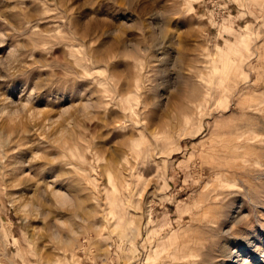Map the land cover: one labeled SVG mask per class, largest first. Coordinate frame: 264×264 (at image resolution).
Returning <instances> with one entry per match:
<instances>
[{
    "label": "rangeland",
    "instance_id": "374dc122",
    "mask_svg": "<svg viewBox=\"0 0 264 264\" xmlns=\"http://www.w3.org/2000/svg\"><path fill=\"white\" fill-rule=\"evenodd\" d=\"M260 15L232 0H0L2 254L264 264V127L242 123Z\"/></svg>",
    "mask_w": 264,
    "mask_h": 264
},
{
    "label": "clouds",
    "instance_id": "9594fccd",
    "mask_svg": "<svg viewBox=\"0 0 264 264\" xmlns=\"http://www.w3.org/2000/svg\"><path fill=\"white\" fill-rule=\"evenodd\" d=\"M142 3L146 2H155V0H140ZM233 3L240 4L241 7L250 8L253 4L258 3L261 8H264V0H245L244 3H241V0H232ZM166 3V0H159L160 7L163 8ZM252 15L251 12H246L242 14L241 16L237 17V19H245L246 16ZM261 21H264V15H260L259 19L257 20V24H259V27L256 29L258 32L260 29H264V23ZM255 27V25H253ZM163 47V45H161ZM259 49H264V43H261L259 45ZM259 49L257 51H259ZM257 61H264V56H257ZM183 71V70H182ZM253 71H257L256 69H253ZM163 75L167 76V73H163ZM258 79H252L249 78V81H242L244 84V92H251L254 96L258 98L257 100V107H250L247 109V112H251V116H247V112L244 114L246 117V120H242V123L247 126V121L255 120L257 121L262 127H264V103H260V100H264V71H260ZM172 84L176 87L182 86L185 81L182 76L177 75V77L172 78L171 80ZM204 91H208L205 89ZM233 111L228 112V116L236 115L235 109L239 107L238 104H233ZM147 111V109L145 110ZM227 109H224L221 111L217 119H227V117L224 116V113L227 112ZM149 115H152V113H149ZM146 130V129H145ZM259 145L261 146V150L264 151V136H261L259 141ZM148 147H151V145H148ZM259 167V164L255 165ZM218 170V169H217ZM7 245H4L2 248H0V264H4V261H8L9 264H16V261L19 259V257L16 255L15 252L9 253L8 255H3L2 253L7 252Z\"/></svg>",
    "mask_w": 264,
    "mask_h": 264
},
{
    "label": "snow or ice",
    "instance_id": "6c2138e0",
    "mask_svg": "<svg viewBox=\"0 0 264 264\" xmlns=\"http://www.w3.org/2000/svg\"><path fill=\"white\" fill-rule=\"evenodd\" d=\"M4 51L3 49H0V52Z\"/></svg>",
    "mask_w": 264,
    "mask_h": 264
}]
</instances>
